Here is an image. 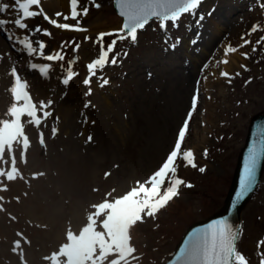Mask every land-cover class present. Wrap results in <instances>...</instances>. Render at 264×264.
Masks as SVG:
<instances>
[{
  "label": "rangeland",
  "instance_id": "rangeland-1",
  "mask_svg": "<svg viewBox=\"0 0 264 264\" xmlns=\"http://www.w3.org/2000/svg\"><path fill=\"white\" fill-rule=\"evenodd\" d=\"M96 2L99 9L90 0L84 6L89 7L87 16H102L104 26L98 29L88 27L86 16L80 18L86 32L57 29L42 17L29 21L26 31L12 24L0 31V264H127L128 225L135 218L130 190L166 158L198 93L184 143L194 151L197 168L178 161V175L194 187L182 186L179 197L155 220L145 218L131 230L139 254L135 264H164L192 224L223 208L250 121L264 112V42L256 44L264 36V0H202L195 17L185 15L179 28L169 25L166 32L150 22L135 43L117 41L111 55L119 54V63L92 78L88 95L84 80L89 76L87 64L98 58L97 35L114 32L123 23L115 0ZM45 9L52 18L62 12L54 6ZM16 15L10 9L0 13V19L10 21ZM213 20L222 22L225 30L210 52L224 43H252L245 47L250 57L247 70L236 72L240 75L235 73L223 92L214 90L218 98L208 100L200 77L211 56L199 65L194 56L209 45ZM58 22L75 24L62 17ZM36 24L50 35L35 33ZM254 25L259 30L252 33ZM24 36L35 47L45 43L44 56L59 53L64 59L49 62L39 51L29 56L17 42ZM177 38L180 42L173 50L170 45ZM113 39L106 36L105 46ZM73 41L80 45L78 51L68 44ZM33 63L50 64L48 76L32 69ZM12 68L28 85L38 108L29 101L13 102ZM69 70L75 75L65 86L61 81ZM100 75L110 84L99 87ZM48 100L53 101L47 109L52 116L39 109L40 102ZM201 136L206 137L202 143ZM199 167L206 171L200 173ZM118 219L126 226L121 241ZM242 222L238 250L250 264H259L264 250L257 248L264 240V173Z\"/></svg>",
  "mask_w": 264,
  "mask_h": 264
},
{
  "label": "snow or ice",
  "instance_id": "snow-or-ice-1",
  "mask_svg": "<svg viewBox=\"0 0 264 264\" xmlns=\"http://www.w3.org/2000/svg\"><path fill=\"white\" fill-rule=\"evenodd\" d=\"M90 3L95 8L99 9L101 5L96 0H90ZM202 0H116L119 9V15L123 18V23L120 29L114 32H101L97 35L96 42L100 45L98 58H95L87 64L89 76L84 80V84L89 86L88 95H91L92 89L90 87L92 78L97 77L98 73H102L109 64L116 65L119 63V54L111 55L115 52L117 41L130 40L135 43L138 39V32L143 30L150 22L158 23L162 31H167L169 25L173 28H179V21L185 15L195 17L197 10L201 5ZM264 7V4H262ZM10 9L14 10L17 15L12 20L0 19V31L8 24H12L17 29L26 31L29 29V21L35 20L37 17H42L44 21L48 22L57 29L86 32L87 29L80 26L82 17H86L89 13L88 5L81 8L80 0H69V12L67 14L62 12L55 13L56 18L50 17L43 8V0H12V3L3 2L0 0V13L8 12ZM64 21L72 20L75 24L58 22L59 18ZM203 20V16H199V21ZM198 21V22H199ZM35 33L48 36L50 32L43 29L39 24L33 26ZM259 30L258 25H254L251 29L252 33ZM13 36H8L9 40H13ZM106 36H114L105 46L104 40ZM85 39H91L85 37ZM243 39V38H242ZM22 44L27 50L29 56L39 54L44 57L46 61L63 60L64 56L57 53L55 55L44 56L43 49L46 47L45 43L38 42V47L33 46V41L28 37L17 41ZM179 38L174 43H171V48L174 50L179 44ZM264 42V36L256 41L259 45ZM165 43H168L166 40ZM250 40L244 39L240 47H246L251 44ZM73 51H78L80 45L73 42ZM253 52L257 51V47L252 48ZM237 48L228 46L225 49V55L229 53H236ZM111 55V59H110ZM127 55V53H124ZM245 59H249L248 53H241ZM71 63V62H70ZM223 64L229 63L228 60L221 61ZM50 64L38 66L36 63L31 64L32 69H38L41 76L47 77L50 71ZM207 67V64L204 66ZM247 70L246 65H241ZM11 76L13 78L10 86V93L14 103H23L24 98L31 103L32 106L38 108L33 102L30 92L27 90L28 85L22 82L16 68H12ZM75 73L69 70L61 83L65 86L69 85ZM240 75V73H236ZM220 76L227 78L231 83L232 76L227 71H221ZM246 81L245 83H250ZM199 83V81L197 82ZM110 84V80L103 75L99 76V87L103 88ZM198 93L193 95L191 101V109L188 111L186 118L182 125L178 128L176 138L173 146L170 148L166 158L161 162L159 167L145 180L144 182H137L130 191L132 205L134 206L135 218L128 225V248L130 252L125 256L127 264H135L139 260V254L134 246L131 238V230L138 223L145 222V218L155 220L161 210L165 209L170 202L180 195L181 187L191 189L194 185L185 181L178 175L179 164L178 161H183L184 167L197 168L196 157L192 149H185V138L189 129V122L193 116L198 104ZM53 104V101H41L39 109L44 110L45 116H52V112L48 111ZM90 105L85 104L88 108ZM259 140L253 143L248 149L247 156L243 162L242 173L239 179V191L236 193L235 204L243 200L256 185V173L260 160L264 158V127L258 131ZM91 140V137H89ZM259 145V146H258ZM204 157L208 156V150L203 152ZM198 171L204 173L206 167H199ZM234 204V206H235ZM239 233L233 229V226L227 219H219L209 223L206 227L193 231L188 235L183 243V247L179 249V253L174 261L169 264H250V259L238 250L237 240ZM258 249H264V240L257 242ZM259 264H264V250L259 252Z\"/></svg>",
  "mask_w": 264,
  "mask_h": 264
},
{
  "label": "bare ground",
  "instance_id": "bare-ground-1",
  "mask_svg": "<svg viewBox=\"0 0 264 264\" xmlns=\"http://www.w3.org/2000/svg\"><path fill=\"white\" fill-rule=\"evenodd\" d=\"M85 0H80V5L84 6ZM49 7H57L61 9L62 13L67 14L69 12V0H43V8L45 9ZM46 10V9H45ZM87 20L89 21L88 27L98 29L97 27L104 26V22L102 19V16L91 14L90 16H87ZM213 23V29L211 31V41L209 42V45L207 47H202L200 49V55L194 56V61L199 65L202 61V58L208 55L209 57V64L205 68L204 72L201 73L200 81L204 88V93L206 95V98L208 100H214L215 98H218V96L214 94V90L217 88L221 92L225 90L226 84L228 82L227 78L221 77L220 72L221 71H227L228 73L233 76L236 72L240 70H244V68L241 67V65L247 64V59H245L241 53H247L248 50L245 47H240V45L243 44V42L236 41L235 43H224L219 46L216 52L212 51L210 52L211 48L214 44H216L217 37L225 30V28L222 26V22H216L212 21ZM213 42H215L213 44ZM228 46L236 47L237 52L236 53H229L225 55V49ZM210 47V48H208ZM228 60L229 63L223 64L221 61ZM194 70H197V66H193ZM193 74H197L196 72H193ZM190 75V76H193ZM231 93H227L226 97H229ZM214 98V99H213ZM216 103V102H215ZM202 143L204 140H206L205 136H201ZM153 148V147H152Z\"/></svg>",
  "mask_w": 264,
  "mask_h": 264
},
{
  "label": "water",
  "instance_id": "water-1",
  "mask_svg": "<svg viewBox=\"0 0 264 264\" xmlns=\"http://www.w3.org/2000/svg\"><path fill=\"white\" fill-rule=\"evenodd\" d=\"M115 8L119 15V9L117 7L116 1H115ZM262 127H264V112L261 114L255 115L250 122L249 133L247 136L246 144L244 148L242 149L241 154L239 156L237 169H236L233 181H232L231 189L227 195L225 205L222 208V210L214 214L213 216L209 217L208 219L200 221V222H196L192 226H190L186 234L184 235L183 239L181 240L180 244L177 246L173 256L165 264H169L170 261L175 260L176 256L179 253V249L183 247V243L187 239L188 235H190L193 231L206 227L209 223L215 220L227 219L229 223L233 226V229L240 234V229L242 227V213L244 209L246 208V206L249 204V202L254 197L258 189V186L261 182L262 174L264 171V158L260 160V163L258 165L257 173H256V185L253 188V190L238 204H235L236 193L239 191V179L242 173L244 159L247 156L248 149L251 148L252 144L258 142L259 140L258 131Z\"/></svg>",
  "mask_w": 264,
  "mask_h": 264
}]
</instances>
